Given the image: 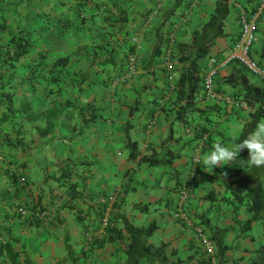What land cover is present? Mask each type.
I'll list each match as a JSON object with an SVG mask.
<instances>
[{
	"label": "crops",
	"instance_id": "0c3cea01",
	"mask_svg": "<svg viewBox=\"0 0 264 264\" xmlns=\"http://www.w3.org/2000/svg\"><path fill=\"white\" fill-rule=\"evenodd\" d=\"M260 1L230 0L223 33L209 56L194 65L182 61V55H192V35L209 21L217 0L196 5L192 0L20 2L35 14L50 8V23L60 15L62 22L71 20L65 97L79 98L85 108L62 130L64 142L53 140L45 147L34 136L28 156L16 151L20 162L28 158L23 170L27 183L18 193L9 189L0 195V208L5 214L7 204L33 207L32 221L9 220L20 264H209L204 240L222 242L223 264H264V212L250 221L247 205L226 194L221 174L214 178V169L207 171L195 161L215 143L242 139L253 110L238 105L245 100L243 73L248 83L264 88L263 80L231 62L219 69L217 92L233 102L209 98L203 90L212 59L224 62L240 36V10L252 11ZM257 29L251 56L264 66V16ZM168 52L173 71L162 63ZM198 66H206L205 71ZM186 68L200 77L191 106L190 92L178 95ZM123 75L125 81L112 85ZM132 151L138 155L132 157ZM146 156L161 163L150 165ZM240 158L248 159L242 153ZM238 169L264 178V167L245 170L233 163L218 168ZM187 188L190 194L183 200L181 190ZM108 210L117 229L111 238L101 224Z\"/></svg>",
	"mask_w": 264,
	"mask_h": 264
},
{
	"label": "trees",
	"instance_id": "16d2710c",
	"mask_svg": "<svg viewBox=\"0 0 264 264\" xmlns=\"http://www.w3.org/2000/svg\"><path fill=\"white\" fill-rule=\"evenodd\" d=\"M229 1L217 0L209 21L192 35L189 45L192 55L183 53L182 61H190L194 65L209 56L218 36L223 33V20L229 10ZM20 2L0 0V158L3 162L0 176L4 174L8 180L3 191L0 189V195L3 196L9 189L18 193L27 183L23 170L28 167V158L20 162L16 151L20 150L28 156L30 153L26 152L31 148L29 141L34 136L35 141L40 138L38 143L45 147L50 146L53 140H57L56 143L64 142L62 130L70 127L75 117L78 119L85 114L79 98L69 100L65 97V93L69 92L66 79L71 61L65 42L72 29L69 28L72 25L71 20L62 22L60 15L58 21L50 23V8L44 14H35L29 9V4L24 6ZM88 29L87 26L86 31ZM261 56L264 57V38ZM234 62L238 64L237 61ZM195 68L205 71L206 66ZM245 75L243 73L242 76L246 82L244 99L253 110L250 120L245 124L242 139L264 117V88L248 83ZM199 79L198 75L187 68L180 75L178 95L187 96L190 92L188 106H191L190 100H193L194 93L201 87ZM74 85L79 89L78 84ZM178 115L180 118L183 116L180 113ZM241 153L247 158L246 149ZM131 155L136 157L138 153L132 151ZM143 159L150 165L161 163L160 160L148 156ZM63 172L65 173L64 169ZM219 174L224 178L220 183L226 194L247 205L248 211L252 213L250 221L259 219V215L264 212V178L242 173L241 169L228 173L219 172L216 168L213 177L218 178ZM3 204L6 205L4 202ZM6 206L11 210L6 209L5 214L0 208V264H20V253L15 248L16 238L12 234L9 220L32 221L34 216L24 215L21 209H29L31 212L33 207L24 203ZM46 211L41 208L40 213H47ZM104 216L105 214L101 217V224ZM115 231L117 229L112 226L111 221L104 235L111 238ZM212 242L216 248V262L223 264L221 256L226 248L222 242ZM217 244L221 245V250L217 251ZM209 264H213L210 259Z\"/></svg>",
	"mask_w": 264,
	"mask_h": 264
},
{
	"label": "built area",
	"instance_id": "2783aa9c",
	"mask_svg": "<svg viewBox=\"0 0 264 264\" xmlns=\"http://www.w3.org/2000/svg\"><path fill=\"white\" fill-rule=\"evenodd\" d=\"M200 0H192V5H196ZM186 14L188 12L186 11ZM240 36L237 41L234 43L231 53L225 59L224 62H218L217 59H212V65L209 70L204 74L203 77V86H204V93L209 98H222L225 99L227 102L232 103L233 99L229 96L221 95L217 92L216 89V82L219 76V69L222 66L228 65L231 62L237 61L243 67H245L251 74L257 76L261 80L264 81V66L258 63L257 60L251 57V50L254 43L258 40L257 28L258 22L260 18L264 16V0H261L259 4L255 7L252 11L240 10ZM172 37V36H171ZM130 66L131 68L136 67V58L134 54H131L129 57ZM163 65L170 71L175 69L174 62L172 61L171 54H168L162 59ZM127 79L126 75L121 77L114 78L112 80V85H118L120 82L125 81ZM238 105H246L245 102L239 103ZM195 161H199V159H195ZM190 194V190L182 189L181 190V197L185 200L188 195ZM112 199L113 197H109L104 199L107 201L108 199ZM21 212L24 215H30L29 211L26 209H21ZM45 215L46 213H42ZM176 216L187 220V216L183 215L182 213L176 214ZM111 225L110 219V212L109 210L105 212V216L103 218L102 229L103 232H106L108 227ZM201 231V228L199 229ZM205 243V252L209 256V259L213 262V264H217L215 259V246L212 241L204 240Z\"/></svg>",
	"mask_w": 264,
	"mask_h": 264
},
{
	"label": "clouds",
	"instance_id": "9594fccd",
	"mask_svg": "<svg viewBox=\"0 0 264 264\" xmlns=\"http://www.w3.org/2000/svg\"><path fill=\"white\" fill-rule=\"evenodd\" d=\"M244 102L246 103L245 100ZM245 149L248 153L247 160L240 158V153ZM233 163L245 170H247L250 166L256 168L264 167V122H258L255 128L246 136V138L242 140L234 138V142L231 144L215 143L212 150L205 153L201 159L197 161L196 165H199L200 167L203 166V168L208 171L209 168L215 170L216 168H223L225 165L231 166ZM26 210L29 211V209ZM29 213L31 216H34L33 211H29Z\"/></svg>",
	"mask_w": 264,
	"mask_h": 264
},
{
	"label": "rangeland",
	"instance_id": "374dc122",
	"mask_svg": "<svg viewBox=\"0 0 264 264\" xmlns=\"http://www.w3.org/2000/svg\"><path fill=\"white\" fill-rule=\"evenodd\" d=\"M48 3V2H47ZM48 9V8H47ZM254 46V45H253ZM1 156V155H0ZM0 167H3V162H2V159L0 158ZM7 182H8V180H7V177L4 175V174H2L1 176H0V189H1V187L2 186H4L5 187V185H7ZM76 200H78V198L76 199Z\"/></svg>",
	"mask_w": 264,
	"mask_h": 264
}]
</instances>
